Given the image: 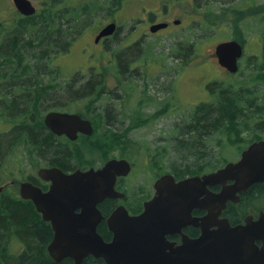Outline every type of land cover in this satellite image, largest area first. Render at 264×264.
Returning a JSON list of instances; mask_svg holds the SVG:
<instances>
[{"label": "rangeland", "instance_id": "374dc122", "mask_svg": "<svg viewBox=\"0 0 264 264\" xmlns=\"http://www.w3.org/2000/svg\"><path fill=\"white\" fill-rule=\"evenodd\" d=\"M32 1L39 10L45 0ZM68 1V7L81 9L84 5L94 3L98 8L91 17L79 19L66 14L54 21L44 22H54L52 29L62 30L63 42H60L62 46L70 43L66 50L60 47L50 48L48 52L51 60L42 58L44 52L39 55V46L45 44L46 36L50 33L49 27H42L41 25H44L41 24L42 21L34 27L28 23L23 24L27 26L24 38L33 41L35 49H38L35 50L37 55H32L27 50L30 44L18 45L16 53L23 58L22 63H29L27 72L23 73L24 66L19 67L15 64L12 66L9 63V59L11 57L13 59L9 52V41L10 37L20 30L21 27L15 24L20 22L19 17L24 16L16 10L11 0H0V113L3 114L4 108L11 113L8 108L13 105L12 97L18 98V103L14 106L19 105L20 108L21 104L30 103L27 98L34 95L35 89L45 88V85L51 84L52 88L47 94L39 90V94L43 95L38 101L39 104L32 109H37L33 115L43 120L48 111L56 109L55 105H61L56 110L68 108L64 105H67L66 102H72L69 100L70 95L79 99L73 93L81 88L91 75L94 82L102 80L106 84V93L95 101L93 95L82 101H74V106L70 108L86 113L91 109L93 110L91 114L100 116L106 113V110H111L116 114L113 128L117 132L110 129L112 133L107 134L102 121L104 118L100 117L96 123L99 125L96 133L89 140L83 144H70L71 151L74 149L77 154L75 157L71 155L69 161H73L74 164L98 166L109 158L108 155L131 161L135 164V170L128 174L126 179L130 195L136 196L137 188L140 187L150 189L158 175L164 173L175 175L177 166L183 168L189 163L184 162L182 154L176 151L177 145L171 142V139L178 134V127L188 121L195 106L202 102H211L219 88H226L231 94L239 93L244 97V101L249 102L253 101L255 93L259 102L264 104V79L262 76L256 79L254 74L257 71L253 64L255 62L259 66L264 64V56L255 57L254 54L260 43H263L264 0H128L118 3L116 0ZM164 2L168 3L170 8L163 9ZM142 6L150 12L163 15L159 17L151 14L150 18L154 17V21L162 19L173 23L174 20L180 19L183 22L180 25H173L171 28L173 30L168 31L170 33L141 35L135 31L138 22L129 18L137 17L142 11ZM254 9H258L259 13H254ZM208 11L215 16H210L207 21L205 15ZM137 12L138 15H135ZM110 20H116L123 27L122 30L117 37L107 43H95L98 32ZM146 25L148 26V23ZM235 33L246 40L247 47L246 55L240 61L239 73L230 76L224 74L212 57H206L205 54L212 52L219 42L231 39ZM39 34L45 38L40 37L42 38L40 40ZM134 34L137 35L135 38ZM190 41L196 44V50L190 55L193 59L185 64L182 56L176 57L178 51L176 49L179 42ZM120 54L121 57H117ZM124 55L128 56L127 65L132 67L126 69V74L121 73L123 69L121 59ZM78 68H83L82 71L90 70L85 74L71 73ZM59 69L62 75L58 77L56 70ZM74 75L77 81L67 88V83ZM11 81L17 82V87H12ZM16 88H23L24 92L16 95L14 94ZM246 89L250 91L248 95H244ZM4 94L11 100L5 99ZM167 100L172 103L170 111L152 118L155 111L161 109ZM243 100L242 106L243 103L246 104ZM5 115L0 116V133H9L12 130V126L3 120L6 118ZM243 119L242 122L241 119L237 121L240 130L237 134L234 130L230 131L233 135L230 141L222 132H213L206 140L204 139L208 149L212 148L213 151L210 160L205 161L212 162L210 169L206 168L204 173L217 169L228 160L239 158L242 150L252 142L264 139V128L260 127L264 120L260 123V120H255L254 117L248 121ZM30 128L33 129V133L41 129L39 124ZM57 146L61 148L60 142ZM17 151L8 154L10 157L7 156L9 159L7 158L4 163L7 170L6 179L0 186L16 181L8 192L20 197L19 182L27 180L32 175L37 176L42 160H39L37 153L30 158L27 151L20 154ZM44 155L45 159H50L48 154ZM199 162L202 165L203 161ZM192 169L194 173L198 171L196 167ZM187 176L188 172L182 178ZM7 245L6 255L10 257L8 259L20 254L24 247L16 238L10 240Z\"/></svg>", "mask_w": 264, "mask_h": 264}, {"label": "water", "instance_id": "95a60500", "mask_svg": "<svg viewBox=\"0 0 264 264\" xmlns=\"http://www.w3.org/2000/svg\"><path fill=\"white\" fill-rule=\"evenodd\" d=\"M13 2L24 16L37 12L31 0ZM167 26L159 23L151 30L156 32ZM115 28L114 23L105 26L96 41L112 34ZM243 51L242 44L231 40L218 44L215 55L228 72L237 73ZM45 125L70 140H76L78 132L93 133L89 121L68 112L50 111ZM130 170L128 161L116 159L98 170H76L72 174L58 168H41L39 176L52 182L47 192L28 181L20 184L21 198L32 201L42 220L51 225L53 238L47 250L54 261L71 258L75 264H82L93 256L106 264H264V214L257 220L248 217L237 226L219 218L227 201H237L238 194L264 182V141L252 143L237 162L215 172L180 181L164 175L156 182L157 196L145 203L140 215H131L120 206L105 218L98 205L106 198L124 197L115 185L117 177L128 175ZM229 181L232 184H227ZM215 185L223 186L219 194L209 190ZM199 206L209 213L193 218L192 211ZM104 219L112 234L109 241L98 231ZM189 224L202 229L198 238L182 234ZM213 226L216 228L211 229ZM176 233L183 236L179 245L167 239V235ZM256 241L263 243L262 248L257 247Z\"/></svg>", "mask_w": 264, "mask_h": 264}, {"label": "trees", "instance_id": "16d2710c", "mask_svg": "<svg viewBox=\"0 0 264 264\" xmlns=\"http://www.w3.org/2000/svg\"><path fill=\"white\" fill-rule=\"evenodd\" d=\"M68 2V0H45L43 2V7L39 9L34 16L19 17L20 22L15 25H17V27L20 26L21 28L16 34L10 37L11 39L9 41V52H11L13 56V59L12 57L9 59V63L12 66L14 64L15 66L19 67L24 66V70H22V72H27L26 69L29 67V63H22L23 58L16 53L18 51V45H21L22 43L30 44V47L27 48V50H29L32 55H37L35 50L38 49H35V46L32 44L33 41H29L24 38V32L25 29H27V26L23 24L28 23L30 26L34 27L41 21V24H43L45 21H54L56 18L63 17L66 14H68V16L70 14L71 18H87L91 17L93 12H95V10L98 8L96 4L92 3L89 5H84L81 9H78V7H68ZM116 2L118 3L120 0H116ZM263 11L264 10H262V12ZM254 13H259V10L254 9ZM210 16L215 15L212 14L211 11H208L205 15V20L208 21ZM36 19H38V21H35ZM53 25L54 22L44 23V25H41L44 28L46 26V28L49 27L48 30H50V33L49 36H46V40L44 42L45 44L43 46H39V55L44 52L42 54V58L50 60V53L48 52L50 48L60 47L61 49L66 50L68 48V44H70L69 42L65 43L63 46L60 44V42H63V37H61L63 32L61 29L53 30ZM237 33H235L233 37L235 39H241V37L237 36ZM42 34H39V39L40 37L43 39L45 38ZM195 50L196 44L193 41L179 42L176 49V57L181 58L182 56L184 59L183 62L186 64L188 60L193 59V57L190 55L193 54ZM122 59L121 66L122 68H125L127 67L128 56L126 57V55H124ZM253 64L257 71L256 74H254L256 79L258 76H262L264 79V64L260 66L256 64V62ZM15 77H17V75ZM11 83L12 84L10 85L12 87H17L18 85L15 81H11ZM49 87L50 85H45V88L40 89L42 90L43 94H47L50 89ZM40 89H35V96L33 95L32 97L27 98L30 103L21 104L20 108H18L19 105L14 106V104L18 103V98H16V96L12 97L13 100L11 102L13 105L8 108V110H11V113H8L5 108L4 111H2L3 114L0 113V116L7 114L5 115L6 118L3 120L6 124L8 123L12 126L11 132L0 133V184L6 179L5 175L7 174V170L4 166V163L6 162L7 158L9 159L10 157L8 154L11 152L13 153L16 150H18L17 153L19 154L23 151H27V154L29 155L27 156H31L30 158H33L34 153H37L36 155L40 158L42 152H45L48 154V157L51 160L58 163L66 162L68 158H71V156H69L65 150H62L57 146V144H55L51 137V132L41 130L45 129L43 120L37 119L33 115L36 114L37 109H32L35 108L36 104H39L38 101L43 95L39 94ZM218 91V93L213 96L211 102H202L195 106V109L189 116L188 121L181 124V127H178V134L171 139V142L177 145L176 151L182 154L184 162H189L183 168H181V166L176 167L174 175L176 178L184 177L187 172L188 175H194L201 174V172L204 173L206 168L207 170L210 169V163L212 162L205 161L210 160V157L213 156V151L212 148L208 149L204 139L206 140V138L211 136L213 132H222L225 136H228L227 138L230 141L231 136H233L230 134V131L234 130L236 134L240 131L237 125L238 120L241 119L242 122V118H244V121H248V119H252L253 117L256 118L255 120H264V104L259 102L258 97L255 96V93L252 99L253 101L249 102L248 100L244 101V97L239 93L231 94L230 91H226V88L221 87ZM6 92L7 91L5 89L4 93L6 94ZM14 92V94L17 95V93L22 94L24 91L23 88H16ZM105 92V82L102 81L100 85L96 81L90 82L87 85L77 89L75 91L76 94L74 93V95L85 98L93 95L95 101ZM249 92L250 91L246 89L244 95H248ZM5 94L4 98L11 100L8 95ZM24 96H26V94ZM70 97L74 96L70 95ZM242 100L243 102H246V104L243 103V106L241 105ZM254 102L256 104H254ZM67 106L68 104L64 105V107ZM60 107L61 105H55L56 109ZM78 112L82 114H89L91 113V109L87 110L88 113L81 111ZM106 113L108 118L111 119L113 112L108 109L106 110ZM38 124L40 125L41 129L38 130V132L33 133V129H31L30 126ZM191 158L194 159L191 160ZM199 161H203L204 163L202 162L201 165V162ZM195 167L198 170L196 173H194V169H192ZM14 183H16V181H14ZM8 190H10L9 187L4 189L0 194V264H75L74 260L71 258H66L60 262H56L50 257L47 250V246L53 238V231L50 224L42 220L41 215L36 211L31 201L14 196L12 193L8 192ZM106 203H111V201L108 200ZM98 230L106 241L111 239L112 235L104 224H101ZM15 238L24 245L23 251L17 256L11 255L14 257L13 259H8L10 257H8L9 255H6L8 252L7 244L10 240ZM82 264L106 263L102 259L88 256L84 259Z\"/></svg>", "mask_w": 264, "mask_h": 264}, {"label": "flooded vegetation", "instance_id": "af4514ba", "mask_svg": "<svg viewBox=\"0 0 264 264\" xmlns=\"http://www.w3.org/2000/svg\"><path fill=\"white\" fill-rule=\"evenodd\" d=\"M11 1H12L13 5H14L13 0H11ZM124 1H128V0H120V2H124ZM14 7H15V5H14ZM168 8H170V5L168 3L164 2L163 9H168ZM140 14H141V16H139ZM143 14H146V15L142 16ZM151 14H154L155 16L157 15L159 17L163 16L161 13H158V12L157 13L150 12V11H148L146 8H144L142 6V11L139 12V15H138V12L135 14V15H138L137 17L129 18V19H133V20L138 22L135 31L137 30V32H140L141 35H154L155 36V35H158V34H160L162 32L170 33L168 31L173 30V29H171L173 27V25H180V23L183 22L180 19L174 20L173 23H171L170 21H167V20H162V19L158 20V21H154V17L150 18ZM263 19H264V13H263ZM176 21H179V23H176ZM111 23H114L116 25V28H115L114 32L112 34L108 35V36L103 37L99 41H96V38H95V43H98V42L107 43V41H110V40L114 39L115 37H117L118 33L122 30L123 27L116 20H110L109 22H107L106 25H104L100 29L98 34L101 32V30L105 26H107L108 24H111ZM143 23H145V24H143ZM147 23H148V26L146 25ZM159 23H167L168 26L163 28V29H161V30H158L156 32H152L151 27L153 25L159 24ZM143 25H144V27H143ZM136 36L137 35L134 34L133 38H135ZM138 37H139V35H138ZM231 40H235V41H237V42H239L240 44L243 45L244 51H243V56L239 60V65H240V61L246 55V47H247L246 40L242 39V38L241 39H235V38L232 37L231 39H226L224 41L219 42L218 44H220L222 42H226V41H231ZM216 46H215V48H216ZM127 47L129 48V45H127ZM255 51H257L256 53H254L255 57L264 56V34H263V43H260L259 49H256ZM257 53H261V54L259 55ZM119 56L121 57V54L117 55V57H119ZM205 56L206 57H212V60L214 61V63H216L218 65V67L224 72V74L226 73V74H228L230 76H235V75H237L239 73V71H238L236 74H231L230 72L227 71L226 68L221 66L219 64V62H218V59H217L216 55H215V49L212 52H210L208 54H205ZM127 68L130 69L132 67H131V65H130V67L127 65V67L122 69L123 71L121 70V73L126 74V69ZM82 69L83 68H80V69L78 68L76 71H72L71 73L72 74H78V73H80V74L84 73L85 74L86 71H87V73H89L90 69L89 70H85V71H82ZM56 73H57L58 77L60 75H62L60 69L58 71L56 70ZM74 78H75V75L72 78V80L69 83H67L68 84L67 88L70 87L73 83H75L76 79H74ZM93 80H94V78L91 75V77L87 78L86 81L83 84L87 85L90 82H94ZM96 81L98 82V84L102 83V80L101 81L96 80ZM47 85H50V87H49L50 89L52 88L51 84H47ZM52 85L55 86V84H52ZM105 86H106V84H105ZM106 90H107V88H106ZM78 98L79 99H75L74 97H70L69 100L72 101V102H66L68 104V108H61V109H64V110H56L55 109V110H51V111H60V112H68V113H71V114H77L78 116L81 117V119L89 121L91 123L92 127H93V133L91 135H88V134H85V133H82V132H78L77 139L76 140H70L65 134H63V135L55 134L54 132H52L45 125V117L50 111H48L43 117V124L45 126V127L43 126L45 128L43 130L51 132V137L57 144H58V142H62V143H60L61 149L65 150L69 156L72 155L74 157L77 154V152L74 149L71 151V149L69 147L70 144L71 143L72 144L73 143L74 144H78V143L83 144V143H85V141L89 140V138H91L96 133L95 131H96L97 127L99 126L96 123H97V120L100 117L104 118L102 121H104V126L106 127L104 131L107 134H111L112 133L110 131V129L116 131V129L113 128L115 126V122H116V114L115 113H112V117L110 119V118H108L107 113H104L102 116H100L99 114L96 115V114H91V113L82 114V113L78 112L77 110H72L70 107L74 106V101H79V100L82 101V100L85 99V97H78ZM156 103H158V102H156ZM171 108H172V103L169 100L165 101L162 104L161 109H158L157 111H155V114H154V116H152V118H155V116L164 115L165 113L167 114V112L170 111ZM261 122L262 121H260V123ZM260 127L264 128V121L262 123V126H260ZM257 141H264V139H259ZM257 141H254V142H257ZM254 142H252V143H254ZM247 148L242 150L241 155H242L243 151H245ZM106 153L109 154L108 151H106ZM241 155L237 159L228 160L225 164H222L220 167H218L215 170H211V171H208V172L202 173V174L189 175V176H187L185 178L192 177V176H203L204 174L215 172V171L225 167L228 163L237 162L241 158ZM41 156H42V158L40 157L39 160H42V162H41L42 166L38 169L37 176L32 175L31 177H29L27 180H24L23 182L28 181V182L32 183L34 186H37V187L41 188L44 192H47L50 189L52 182L51 181H47V180H45V179H43V178H41L39 176L38 172H39V170L41 168H45V169L58 168L61 171H63L65 174H72L76 170H81L83 172H86V171H88V170H90L92 168H94L95 170H98V169L102 168L108 161L116 159V160H126V161L129 162V164L131 165V170H130L129 174H131L135 170V164L134 163H132L131 161H129V160L125 159V158L118 157V156L116 157V156L108 155L109 158L107 157V160L103 164H99L98 166H90V165H83V164L80 165V164H76V163L74 164L73 161H69L70 158H68L66 160V162H59L58 163V162L53 161L51 159H45L44 153H42ZM155 173L158 174L157 172H155ZM164 175H172V176H174V174H171V173H164L162 175H158L157 178L155 179V181L153 182V184L151 185L150 189L147 190V188H144V187L137 188L136 196H134L133 194L130 195V193L128 191V184L126 183V181H127L126 179H127L128 175H126V176H118L115 188L120 193H123L124 197H122V198H106L105 200H103L98 205V207H99L100 211L102 212L103 216L105 218L109 217L110 214H112L120 206H124L131 215H140L144 211L145 203L150 201V200H152L155 196H157V189H156L155 185H156V182ZM174 178L176 179V181H180V180L185 179V178H176L175 176H174ZM21 183L22 182H19V189H20V184ZM13 184H14V181H11L10 183H6L4 185H1L0 188H3V190H4V189H7L8 187L10 188ZM227 184L230 185V184H232V182L229 181ZM19 189H18V192H19ZM222 189H223V186H221V185H215V186L209 187V190L213 194H219L222 191ZM19 196H20V193H19ZM200 199H203V195L200 197ZM108 200H110L111 203L107 204L106 201H108ZM28 201H30V200H28ZM208 213H209V211L207 209H203V207L199 206V207H195L193 209L192 216H193V218H203V217L207 216ZM262 214H264V182H259V183H255V184L251 185L249 188H247V190H245L244 192L238 194V200L237 201H227L226 206L222 210V213L220 214L219 218L220 219L226 218V219L229 220V222H230V224L232 226H237L239 224H244L245 223V219L248 218V217H251L254 220H257ZM101 224H104L107 227V223H106L105 219L98 225V228L101 226ZM215 228L216 227L213 226L211 229H215ZM107 229H108V227H107ZM182 234L188 236L189 238H193L194 239V238H198L202 234V229L197 227V226H194L192 224H189V225H187L186 227H184L182 229ZM182 234L176 233V234L167 235V239L170 242H174L177 245H179V244L182 243V238H183ZM111 238H112V236H111ZM255 244L257 245L258 248H262V246H263V243L261 241H256Z\"/></svg>", "mask_w": 264, "mask_h": 264}]
</instances>
